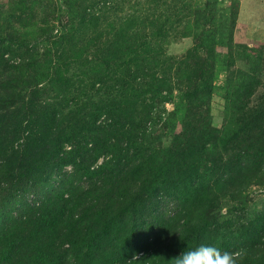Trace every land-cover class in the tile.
<instances>
[{"label":"trees","instance_id":"trees-1","mask_svg":"<svg viewBox=\"0 0 264 264\" xmlns=\"http://www.w3.org/2000/svg\"><path fill=\"white\" fill-rule=\"evenodd\" d=\"M88 1L63 0L57 32L25 0L0 21V264H171L202 244L264 264V208L247 213L248 189L264 185V96L250 99L263 59L233 50L238 4L223 19L216 0L183 3L193 42L173 57L170 7L151 0V17L101 32ZM219 71L232 119L216 130ZM160 122L168 144L150 130Z\"/></svg>","mask_w":264,"mask_h":264},{"label":"rangeland","instance_id":"rangeland-1","mask_svg":"<svg viewBox=\"0 0 264 264\" xmlns=\"http://www.w3.org/2000/svg\"><path fill=\"white\" fill-rule=\"evenodd\" d=\"M24 5H28L33 11V22H41L43 20H51L54 21L53 25L55 26L54 32L61 30L62 24L55 20L54 18L58 16L59 12H64L65 4L63 0H25ZM93 1V0H91ZM90 1V2H91ZM95 0V3L91 4L87 8L88 13L95 12L96 14H101V19L98 20V30L101 32L106 31L107 21H115L118 18L124 19L127 14L138 12L143 15L150 16V12L154 9H157L158 12L163 11L167 12L166 7H170L172 12L177 13L175 16L180 17L181 23L180 26H175L171 29L170 24L167 23V27L169 29V34L164 38L163 46L166 54L169 56L177 57L184 54L191 46L193 39L191 36H183L181 35L184 31V23L186 19L181 18L182 16L178 14L182 12L179 10L183 6V3L190 4V6H195L197 4L201 5L204 0H157L158 7L156 6L152 9L153 4L150 3L151 0ZM19 0H0V21L9 22L10 14L12 13V7L17 4ZM89 3L88 0H85V3ZM238 4V11L235 18V26L232 32V43L233 50L237 52V55H241L242 57L246 54L250 55L251 58H262V73H261V83L258 87L256 94L250 97L252 102H258L259 97L264 96V0H216L217 8L222 9L224 16L229 13V5ZM169 4V5H168ZM59 7L63 11H59ZM179 10V11H178ZM226 10V11H225ZM103 11V12H102ZM155 12V14H158ZM157 16V15H156ZM54 17V18H53ZM52 18V19H51ZM12 20V18H10ZM173 19V18H171ZM12 23V22H11ZM63 23V22H62ZM147 23V22H146ZM7 25V24H6ZM134 30L139 31L142 26L132 27ZM22 32L24 29H29L32 31L31 26H27V28H21ZM25 34V32H24ZM217 52L225 53L227 52L226 47H217ZM237 66H243L242 62H237ZM226 77V73L224 71H219L216 75V79L214 80L215 88L212 91L209 99V120L211 122V126L220 130L224 128L225 123L232 119V114H230L229 107L228 110L226 108L227 105H231L227 103L226 99L223 97L224 94V78ZM176 93V92H175ZM261 99V98H260ZM250 101V102H251ZM163 111L161 112L162 119H166L169 117V114L174 108V103L166 102L164 104ZM160 110V106L158 107ZM178 121L174 120V123ZM164 127L162 129V122L151 125L150 130H154L155 133L160 134L161 139L164 144H168L172 134H169V128ZM176 131L180 129V125L176 123ZM154 133V134H155ZM100 162V161H99ZM66 169H70V167H66ZM248 200H247V213L252 214L255 210H261L264 208V185L260 186H250L248 189ZM227 207L222 209V213L226 212Z\"/></svg>","mask_w":264,"mask_h":264},{"label":"clouds","instance_id":"clouds-1","mask_svg":"<svg viewBox=\"0 0 264 264\" xmlns=\"http://www.w3.org/2000/svg\"><path fill=\"white\" fill-rule=\"evenodd\" d=\"M246 255L247 252L244 248L230 252L221 251L216 246L202 244L193 250L182 251L171 259V264H242ZM134 258L136 261H140L139 256L134 255Z\"/></svg>","mask_w":264,"mask_h":264}]
</instances>
